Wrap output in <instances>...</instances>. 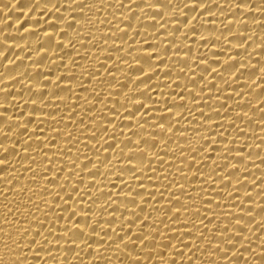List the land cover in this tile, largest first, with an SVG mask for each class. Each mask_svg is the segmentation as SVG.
<instances>
[{
    "label": "bare ground",
    "instance_id": "6f19581e",
    "mask_svg": "<svg viewBox=\"0 0 264 264\" xmlns=\"http://www.w3.org/2000/svg\"><path fill=\"white\" fill-rule=\"evenodd\" d=\"M0 264H264V0H0Z\"/></svg>",
    "mask_w": 264,
    "mask_h": 264
}]
</instances>
